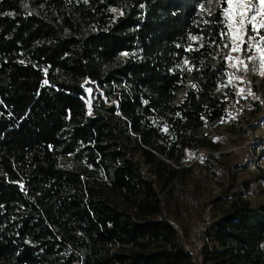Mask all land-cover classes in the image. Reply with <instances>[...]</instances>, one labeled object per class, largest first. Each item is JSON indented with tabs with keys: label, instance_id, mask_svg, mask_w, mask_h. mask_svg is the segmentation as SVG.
I'll use <instances>...</instances> for the list:
<instances>
[{
	"label": "trees",
	"instance_id": "1",
	"mask_svg": "<svg viewBox=\"0 0 264 264\" xmlns=\"http://www.w3.org/2000/svg\"><path fill=\"white\" fill-rule=\"evenodd\" d=\"M210 1L0 0V264H264V171L184 162L234 99Z\"/></svg>",
	"mask_w": 264,
	"mask_h": 264
},
{
	"label": "rangeland",
	"instance_id": "2",
	"mask_svg": "<svg viewBox=\"0 0 264 264\" xmlns=\"http://www.w3.org/2000/svg\"><path fill=\"white\" fill-rule=\"evenodd\" d=\"M221 2L211 0L209 5L219 7ZM226 3L224 18L228 48L225 60L227 83L234 99L229 102L226 116L209 126L205 133L211 138L210 149L213 151L240 156L242 152L250 154L251 142L261 141L264 145V5L259 0H255L254 9L249 0H226ZM255 103L262 108V112L251 117V112L258 106ZM189 156L185 163L189 161ZM64 163L73 167L71 159H65ZM143 171L148 173V168L143 167ZM248 174L243 171L241 179L248 178ZM204 179L216 192L211 173L204 174ZM247 199L252 202L264 200V193L247 196Z\"/></svg>",
	"mask_w": 264,
	"mask_h": 264
},
{
	"label": "built area",
	"instance_id": "3",
	"mask_svg": "<svg viewBox=\"0 0 264 264\" xmlns=\"http://www.w3.org/2000/svg\"><path fill=\"white\" fill-rule=\"evenodd\" d=\"M264 138V137H263ZM250 159L247 164V168L252 172L264 171V145L261 141H254L249 143ZM208 152L215 157H218L220 152L213 151L211 149L204 150L200 148H194L189 156L188 163L191 164L196 162L199 157L204 153Z\"/></svg>",
	"mask_w": 264,
	"mask_h": 264
},
{
	"label": "snow or ice",
	"instance_id": "4",
	"mask_svg": "<svg viewBox=\"0 0 264 264\" xmlns=\"http://www.w3.org/2000/svg\"><path fill=\"white\" fill-rule=\"evenodd\" d=\"M249 3L253 6V9H254V3H255V0H249ZM259 3L261 5H264V0H259ZM254 18V17H253Z\"/></svg>",
	"mask_w": 264,
	"mask_h": 264
}]
</instances>
